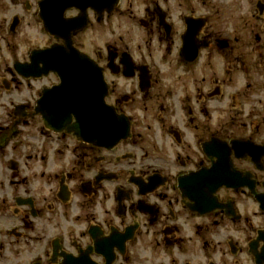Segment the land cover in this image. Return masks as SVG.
<instances>
[{"label": "clouds", "instance_id": "9594fccd", "mask_svg": "<svg viewBox=\"0 0 264 264\" xmlns=\"http://www.w3.org/2000/svg\"><path fill=\"white\" fill-rule=\"evenodd\" d=\"M46 3L0 0V264H264V0H72L65 34ZM53 49L98 73L123 135L88 138L71 110L52 122ZM222 155L242 182L186 194Z\"/></svg>", "mask_w": 264, "mask_h": 264}, {"label": "water", "instance_id": "95a60500", "mask_svg": "<svg viewBox=\"0 0 264 264\" xmlns=\"http://www.w3.org/2000/svg\"><path fill=\"white\" fill-rule=\"evenodd\" d=\"M72 0H47L44 15L47 26L51 31L65 34L68 29L77 27L80 21L63 22L60 20L62 8ZM86 3L94 6H104L107 0H82L79 6ZM82 19V18H81ZM46 58V67L57 68L64 79L62 87L52 93H46L42 106L52 116L53 123H59L62 116L69 110L77 112L81 121L82 133L88 137H95L101 142H109L117 136L123 135L125 125L117 122L110 110L105 109L99 102L101 86L98 73L88 64L80 61L75 53L66 55L60 49L42 54ZM237 154L249 151L247 144H235ZM250 152V151H249ZM201 179L205 183L242 182L238 175H228L221 164L212 173L193 175L182 180V188L186 189L190 184H195ZM110 249V247L108 248Z\"/></svg>", "mask_w": 264, "mask_h": 264}, {"label": "flooded vegetation", "instance_id": "af4514ba", "mask_svg": "<svg viewBox=\"0 0 264 264\" xmlns=\"http://www.w3.org/2000/svg\"><path fill=\"white\" fill-rule=\"evenodd\" d=\"M196 25L191 24L190 23V28H189V34L191 35L194 31H195ZM188 46L190 47V41H188ZM247 144V143H246ZM247 147L252 148V150H250V152H256L258 150L254 149L250 144H247ZM205 150L209 151L210 153H215V154H222L224 153V149L222 145H218L217 143L213 142L211 145H206L205 146ZM223 157V155H222ZM159 182L157 178H154L153 180V184ZM204 184V179H201L200 181H198L195 184H190V186H188L185 189V193L186 194H190L193 196V198H200L201 203H206L207 201L204 200L203 198V194L201 193L200 189H201V185ZM260 199L264 200V197H260ZM147 210V209H146ZM230 211V209H229ZM93 235H95V230H93ZM261 238H264V234H262ZM118 242L117 238L114 237L110 240L107 241H98L97 242V250L98 251H102L105 253V255H109V247H111L113 244H116ZM255 245L253 243L252 245V249L254 251ZM76 264H89V262L86 260V258H84L83 254H82V259L80 261H76Z\"/></svg>", "mask_w": 264, "mask_h": 264}]
</instances>
